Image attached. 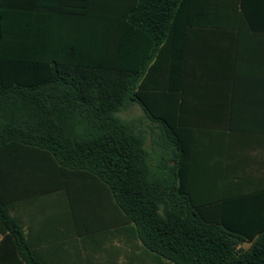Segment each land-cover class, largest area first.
Returning a JSON list of instances; mask_svg holds the SVG:
<instances>
[{
  "label": "trees",
  "instance_id": "trees-1",
  "mask_svg": "<svg viewBox=\"0 0 264 264\" xmlns=\"http://www.w3.org/2000/svg\"><path fill=\"white\" fill-rule=\"evenodd\" d=\"M191 1L0 0V165L71 182L76 223L84 188L104 193L157 264H264V182L236 171L216 185L210 167H191L193 131L148 88L158 35L178 32ZM133 104L161 129L154 152L137 122L118 116ZM11 211L0 187L1 246L46 264Z\"/></svg>",
  "mask_w": 264,
  "mask_h": 264
},
{
  "label": "crops",
  "instance_id": "crops-1",
  "mask_svg": "<svg viewBox=\"0 0 264 264\" xmlns=\"http://www.w3.org/2000/svg\"><path fill=\"white\" fill-rule=\"evenodd\" d=\"M136 42L139 50L141 40ZM157 42L148 88L162 92L158 105L165 112L174 106L183 126L193 131L191 167H210L211 183L216 185L234 183L225 179L236 171L246 184L263 183L264 0L186 2L180 8L178 32L158 35ZM155 44L156 37L148 39L151 52ZM175 88L179 98L168 100L165 94ZM136 122L146 135L145 148L154 152L159 125L145 113ZM0 167L2 197L35 255L46 264H157L137 227L121 223L104 193L84 188L76 223L71 182L60 188L58 179L45 178L36 168L17 173L11 163ZM102 218L105 223H98ZM2 239L0 235V264H26L14 251L15 244L1 246Z\"/></svg>",
  "mask_w": 264,
  "mask_h": 264
},
{
  "label": "rangeland",
  "instance_id": "rangeland-1",
  "mask_svg": "<svg viewBox=\"0 0 264 264\" xmlns=\"http://www.w3.org/2000/svg\"><path fill=\"white\" fill-rule=\"evenodd\" d=\"M143 111L141 109H139V107H130L122 112H120L118 114V116L120 118H122L123 120L126 121H138V118L143 117ZM140 122H143L142 120H139ZM139 122V123H140ZM144 127L146 128L147 125H144ZM150 147V142H147V148L149 149ZM249 244H244L243 247L244 248H249Z\"/></svg>",
  "mask_w": 264,
  "mask_h": 264
}]
</instances>
